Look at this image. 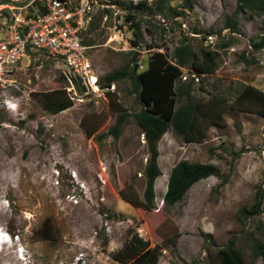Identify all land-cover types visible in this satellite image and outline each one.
Masks as SVG:
<instances>
[{
  "label": "rangeland",
  "instance_id": "1",
  "mask_svg": "<svg viewBox=\"0 0 264 264\" xmlns=\"http://www.w3.org/2000/svg\"><path fill=\"white\" fill-rule=\"evenodd\" d=\"M156 1L95 0L93 23L82 39L99 84L113 72L130 69L134 53L137 73L146 70L157 51L174 62L175 49L188 39L196 49L216 52L217 71L206 75L186 68L182 81L194 82L196 101L226 100L223 119L210 127L202 143L187 144L172 128L163 136L155 209L146 211L120 195L125 191L143 199L149 158L134 119L144 106L132 82L123 79L109 90L87 93L70 84L62 62L39 52L27 55L0 89V233L13 240L3 245L6 237L0 235V264H121L113 255L134 234L157 249L158 264H222L218 252L232 239L245 264H264L251 251L252 240L264 243V214L240 218L258 193L264 195V118L230 107L247 85L264 91V51L249 49L250 39L264 34V14L240 13L233 45L221 49L229 35L214 44L208 37L222 36L237 10L236 0H192V9L183 0H168L163 14L136 16L141 39L134 49L126 12L116 4ZM194 29L201 34H193ZM62 90L72 107L52 114L43 96ZM107 92L116 107L110 106ZM121 114L129 118L114 140L108 131ZM97 126V133L87 137L85 128ZM182 161L215 165L222 178L196 183L182 201L167 206L163 198L169 176Z\"/></svg>",
  "mask_w": 264,
  "mask_h": 264
},
{
  "label": "trees",
  "instance_id": "2",
  "mask_svg": "<svg viewBox=\"0 0 264 264\" xmlns=\"http://www.w3.org/2000/svg\"><path fill=\"white\" fill-rule=\"evenodd\" d=\"M11 0H2V4H8ZM237 10L227 19L225 28L231 33L238 32V17L243 11L254 14H264V0H236ZM186 9H192V0H183ZM1 5V4H0ZM126 12V21L130 23L133 31L134 40L131 45L134 49L140 45L141 31L136 16L149 11L152 14H163L168 5V0H157L154 4L140 2L118 3ZM177 17L179 13L174 11ZM193 34L200 35L201 31L193 30ZM234 36L229 35L222 41L219 48L230 49L234 43ZM205 40V39H204ZM84 44V43H83ZM85 45V44H84ZM249 46L253 52L264 51V34L250 39ZM88 47V46H87ZM157 48V47H153ZM152 49V48H150ZM157 49H160L159 47ZM32 52H28L30 55ZM137 53L131 59L133 65L127 71H116L104 78V84H99L101 89H109L112 84L123 79H129L135 90L139 92L140 100L143 104L139 114L134 116L138 128L144 135L149 158L144 171L146 186L143 199L133 198L125 191L120 195L123 200L134 207L143 208L146 211H153L155 194V183L162 176L159 167L158 143L163 136L173 129L177 138L183 142L202 143L208 135L210 127L219 125L227 110V101L224 99H212L208 102L196 101L193 96L194 82H183V70L194 67L202 74L213 75L217 71L216 52L209 47L199 46L197 49L188 40H182L174 51V62L162 52H154L147 63V68L143 72H135L137 65ZM198 57L201 63H197ZM246 64L251 62L244 59ZM100 81V80H99ZM73 85L79 90L84 91L81 84L72 78ZM110 97V106L116 107L117 103L112 98V94L107 92ZM66 91H53L44 94L45 106L52 114H57L72 107V102L67 97ZM183 102L180 106L179 103ZM231 109L239 112L255 114L264 118V91L247 85L240 92L236 100L230 106ZM129 118L128 114H121L116 124L108 131V135L114 140L120 137L121 127ZM98 131V126L85 128L87 137H93ZM216 177L221 179V171L215 165L203 163H191L182 161L171 171L167 191L163 201L167 206H174L186 196L188 191L198 182ZM264 195L260 192L256 195L254 205L251 208H243L240 213L241 219H248L264 214L262 210ZM251 251L254 259H264V243L255 240L251 241ZM222 264H245L243 256L236 249L235 239L229 241L218 252ZM113 259L121 264H158L159 254L157 249H153L148 241L143 240L134 234L124 250L113 255Z\"/></svg>",
  "mask_w": 264,
  "mask_h": 264
},
{
  "label": "built area",
  "instance_id": "3",
  "mask_svg": "<svg viewBox=\"0 0 264 264\" xmlns=\"http://www.w3.org/2000/svg\"><path fill=\"white\" fill-rule=\"evenodd\" d=\"M94 4L95 0H11L0 5V89L28 52H39L66 66L72 86L75 78L87 93H99V77L82 39L93 23ZM227 35L236 36L225 29L208 41L214 44Z\"/></svg>",
  "mask_w": 264,
  "mask_h": 264
},
{
  "label": "clouds",
  "instance_id": "4",
  "mask_svg": "<svg viewBox=\"0 0 264 264\" xmlns=\"http://www.w3.org/2000/svg\"><path fill=\"white\" fill-rule=\"evenodd\" d=\"M0 235L6 237V239L4 240V241H5V244H10V243L13 242V240L10 238V236H9L8 234H2V233H0ZM4 241H3V242H4Z\"/></svg>",
  "mask_w": 264,
  "mask_h": 264
},
{
  "label": "bare ground",
  "instance_id": "5",
  "mask_svg": "<svg viewBox=\"0 0 264 264\" xmlns=\"http://www.w3.org/2000/svg\"><path fill=\"white\" fill-rule=\"evenodd\" d=\"M5 239H6V238H5ZM5 239H4V240H5ZM4 240H3V241H4ZM3 243H4V244H3ZM3 243H0V245H2V244H3V245H7V244H5V241H4Z\"/></svg>",
  "mask_w": 264,
  "mask_h": 264
},
{
  "label": "water",
  "instance_id": "6",
  "mask_svg": "<svg viewBox=\"0 0 264 264\" xmlns=\"http://www.w3.org/2000/svg\"><path fill=\"white\" fill-rule=\"evenodd\" d=\"M137 69H138V65L135 66V72L137 71Z\"/></svg>",
  "mask_w": 264,
  "mask_h": 264
}]
</instances>
